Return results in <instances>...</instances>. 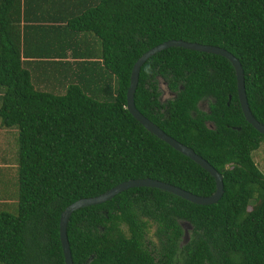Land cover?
Returning a JSON list of instances; mask_svg holds the SVG:
<instances>
[{
    "label": "trees",
    "instance_id": "16d2710c",
    "mask_svg": "<svg viewBox=\"0 0 264 264\" xmlns=\"http://www.w3.org/2000/svg\"><path fill=\"white\" fill-rule=\"evenodd\" d=\"M10 7L0 5V119L14 167L0 180V264H65L61 213L123 182L215 192L213 177L126 110L133 65L149 49L175 40L226 50L264 125V0H14V26ZM161 82L174 98L160 99ZM204 99L209 115L197 108ZM134 103L221 174L223 195L201 206L138 187L81 208L66 230L72 264H264V175L253 156L264 135L242 115L231 64L163 50L141 66ZM181 221L192 234L178 250Z\"/></svg>",
    "mask_w": 264,
    "mask_h": 264
},
{
    "label": "water",
    "instance_id": "95a60500",
    "mask_svg": "<svg viewBox=\"0 0 264 264\" xmlns=\"http://www.w3.org/2000/svg\"><path fill=\"white\" fill-rule=\"evenodd\" d=\"M172 47H179L187 50H192L207 54H214L225 58L231 64L235 73L237 97L245 121L249 125H251L258 133L264 135V125L259 123L254 118L248 106V102L245 94L244 74L242 67L238 59H236L232 54L228 53L226 50L222 48L215 46L199 45L196 43H188L184 41H175V40L164 42L156 47L149 49L141 57H139L133 65L130 74V83L126 93V110L140 125L144 127V129L147 132L153 134L158 139H160L161 141L169 145L171 148H173L175 151L189 158L195 164L199 165L202 169H204L211 177H213L216 186L215 192L209 197H198L196 195H193L189 192H186L170 184H166L152 179H142V180H129L123 182L113 187L112 189L108 190L107 192L103 193L102 195H99L94 198L79 199L78 201L69 205L61 213L59 218V238H60L65 264H72L71 252H70L67 233H66L67 224L72 213L81 208L102 204L104 202L111 200L115 195L121 192H124L131 188H138V187L155 188L161 191H165L173 195H176L190 203L201 206L215 204L220 200V198L223 195L224 188H223V181L221 174H219L202 157L198 156L192 149L182 145L181 143L177 142L170 136L166 135L160 128H158L150 120L145 118L135 107L134 93L138 85L139 72L141 66L153 55ZM186 224L188 225V227L191 228V226L188 223ZM185 238L187 239V237Z\"/></svg>",
    "mask_w": 264,
    "mask_h": 264
},
{
    "label": "rangeland",
    "instance_id": "374dc122",
    "mask_svg": "<svg viewBox=\"0 0 264 264\" xmlns=\"http://www.w3.org/2000/svg\"><path fill=\"white\" fill-rule=\"evenodd\" d=\"M253 156H254L255 164L257 165L258 169L264 175V144H261L260 148L257 151H255ZM178 223L183 232L181 237L176 241L178 250H180L191 239L192 229L188 227V225L183 221L178 222ZM153 233H154V226H152L151 229L149 230L147 238L149 242H151L153 247H158L159 243L157 239L155 238V236L153 235ZM185 237H187V239Z\"/></svg>",
    "mask_w": 264,
    "mask_h": 264
},
{
    "label": "crops",
    "instance_id": "0c3cea01",
    "mask_svg": "<svg viewBox=\"0 0 264 264\" xmlns=\"http://www.w3.org/2000/svg\"><path fill=\"white\" fill-rule=\"evenodd\" d=\"M2 1H5V0H0V5L2 4ZM10 2V8H11V12H10V21H11V24L14 26V0H8ZM43 2V0H41V3ZM48 2V1H47ZM45 2V3H47ZM33 15V14H31ZM9 136L4 132V129L2 127V123H1V119H0V180H2V177L4 175V173L2 172V170L4 168H12L14 167V164H11V163H8V164H4V159H3V144L5 143V141H7V138ZM11 155V154H10ZM10 158V157H9ZM3 189V188H2ZM2 189H0V201H1V197L3 196L2 195Z\"/></svg>",
    "mask_w": 264,
    "mask_h": 264
},
{
    "label": "flooded vegetation",
    "instance_id": "af4514ba",
    "mask_svg": "<svg viewBox=\"0 0 264 264\" xmlns=\"http://www.w3.org/2000/svg\"><path fill=\"white\" fill-rule=\"evenodd\" d=\"M159 88H160V91H161V95H160V99L164 102L170 98H174L175 97V93L170 91L167 86H166V83L165 82H161L160 85H159ZM210 100V98H209ZM212 101V100H211ZM213 102V101H212ZM208 99H204L202 101H200L198 103V106L197 108L202 111V112H205L207 115L210 114V110L208 108ZM206 127L208 129H211V130H215V124L212 122V121H204Z\"/></svg>",
    "mask_w": 264,
    "mask_h": 264
}]
</instances>
